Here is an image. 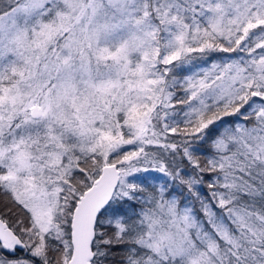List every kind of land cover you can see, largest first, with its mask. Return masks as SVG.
<instances>
[{"label":"snow or ice","instance_id":"snow-or-ice-1","mask_svg":"<svg viewBox=\"0 0 264 264\" xmlns=\"http://www.w3.org/2000/svg\"><path fill=\"white\" fill-rule=\"evenodd\" d=\"M0 264H264V0H0Z\"/></svg>","mask_w":264,"mask_h":264}]
</instances>
